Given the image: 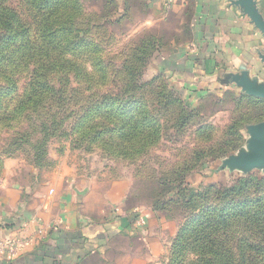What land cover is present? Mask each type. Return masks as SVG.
<instances>
[{
    "label": "rangeland",
    "instance_id": "rangeland-1",
    "mask_svg": "<svg viewBox=\"0 0 264 264\" xmlns=\"http://www.w3.org/2000/svg\"><path fill=\"white\" fill-rule=\"evenodd\" d=\"M77 3L74 25L86 48L73 61L81 75L49 77L55 90L63 89L67 96L64 106L46 98L37 107H23L32 94L29 70L14 63L3 68L2 74L8 67L14 71L12 86L0 77V177L28 186L35 183L34 171L46 176L60 167L73 180L94 181L107 194L117 183L123 196L120 202L111 199L106 223L111 219L120 224L122 236H113L104 259L94 257L90 264H176L174 258L181 255L174 251L175 242L188 221L207 208L218 211L264 196L263 169L220 168L246 142L241 138L244 126L236 132L231 125L234 128L240 115L254 114L260 106L227 94L220 102L198 105L197 113L190 111L181 97L169 92L153 53L137 49L142 44L135 38L132 19L118 23L108 0ZM0 5L14 11L38 37L39 17L29 0H0ZM135 109L140 113L137 120L145 121L146 116L149 121L151 139H115L113 126L125 110ZM63 117L67 119L62 125H51ZM241 178L246 182L244 195L217 196L231 187L239 191L235 182ZM124 234L131 235L122 239Z\"/></svg>",
    "mask_w": 264,
    "mask_h": 264
},
{
    "label": "crops",
    "instance_id": "crops-1",
    "mask_svg": "<svg viewBox=\"0 0 264 264\" xmlns=\"http://www.w3.org/2000/svg\"><path fill=\"white\" fill-rule=\"evenodd\" d=\"M108 1L118 23L132 19L135 38L154 50L156 70L192 109L207 100L220 102L227 94L237 100L254 98L264 109L263 100L240 86L247 80L264 88V35L232 0H172L168 8L163 0ZM253 1L264 20V0ZM262 122L264 117L244 126V141L246 127ZM33 177L35 183L28 186L0 177V240H33L18 257H0V264H90L94 257L104 259L110 239L122 236L120 224L111 219L106 223L111 199H122L121 185L115 183L107 194L94 181L73 180L60 167L46 176L34 171Z\"/></svg>",
    "mask_w": 264,
    "mask_h": 264
},
{
    "label": "trees",
    "instance_id": "trees-1",
    "mask_svg": "<svg viewBox=\"0 0 264 264\" xmlns=\"http://www.w3.org/2000/svg\"><path fill=\"white\" fill-rule=\"evenodd\" d=\"M29 1L39 17L38 37L33 35L32 30L24 25L14 11L0 5V77L12 86L11 74L14 70L8 67L10 70L2 74L3 68L10 63L16 66L24 65L32 79V94L23 107L28 105L37 107L46 98L56 99L58 105L64 106L67 96L63 95V89H59L60 93L55 90L49 82V77L65 74L78 78L81 75L82 69L73 61L86 48L85 39L80 36L81 32L74 25L72 13L79 11V5L77 0ZM140 43L142 45L137 48L138 50L154 54L146 40ZM101 78L104 79L103 76ZM169 89L174 96L178 95L171 87ZM245 98L263 109L261 101ZM100 107L102 104L97 107L99 112L103 110ZM23 110L24 108H21L20 111ZM193 110L197 113L196 109L190 111ZM262 113L263 115L259 110L254 114L244 113L234 121L235 127L231 125L230 129L239 132L243 126L258 122L264 117V109ZM137 116H140L138 110L130 112L125 110L121 120L112 128L115 139L127 143H133L140 136L151 139L147 134L149 128L146 123L149 121L146 116L142 122L137 120ZM66 119L67 117L52 120L51 125L53 127L62 125ZM82 123L79 121V125ZM241 138L243 139V135ZM144 143L147 141L140 145V149L145 148ZM148 146L151 147L153 144ZM235 183H239V191L231 187L229 190L217 192V196L225 198L231 193L244 195L242 189L246 182L241 178ZM163 192L164 190L158 195ZM210 214L211 216H208ZM234 220L238 224V235L234 234L236 229L233 225ZM174 251L181 255L179 259L174 258L176 264H181L183 260L185 262L188 260L185 264H264V196H257L251 201L246 199L231 206L225 205L218 211L205 209L200 216L188 221L181 229ZM185 253L191 254L193 260H189L191 256Z\"/></svg>",
    "mask_w": 264,
    "mask_h": 264
},
{
    "label": "water",
    "instance_id": "water-1",
    "mask_svg": "<svg viewBox=\"0 0 264 264\" xmlns=\"http://www.w3.org/2000/svg\"><path fill=\"white\" fill-rule=\"evenodd\" d=\"M232 3L239 7L243 14L249 18L252 24L264 35V20L256 9L253 0H232ZM243 91L252 97L264 101V88L256 87L247 80L240 83ZM248 139L244 147L237 155L230 156L223 160L222 167H228L230 170L242 169L248 172L254 169L264 170V122L246 127Z\"/></svg>",
    "mask_w": 264,
    "mask_h": 264
},
{
    "label": "built area",
    "instance_id": "built-area-1",
    "mask_svg": "<svg viewBox=\"0 0 264 264\" xmlns=\"http://www.w3.org/2000/svg\"><path fill=\"white\" fill-rule=\"evenodd\" d=\"M165 8H168L172 0H163ZM139 223L143 224L144 219L140 216ZM38 236H42L41 231L37 232ZM33 240L24 237H8L0 240V257L16 258L22 254L32 244Z\"/></svg>",
    "mask_w": 264,
    "mask_h": 264
}]
</instances>
